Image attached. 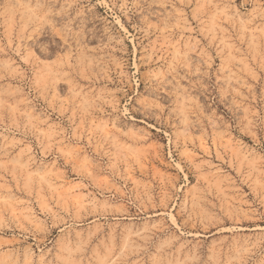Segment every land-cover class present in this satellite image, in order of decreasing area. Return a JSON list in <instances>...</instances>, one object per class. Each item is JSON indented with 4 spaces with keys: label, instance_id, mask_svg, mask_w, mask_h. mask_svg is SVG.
Returning <instances> with one entry per match:
<instances>
[{
    "label": "rangeland",
    "instance_id": "rangeland-1",
    "mask_svg": "<svg viewBox=\"0 0 264 264\" xmlns=\"http://www.w3.org/2000/svg\"><path fill=\"white\" fill-rule=\"evenodd\" d=\"M0 264H264V0H0Z\"/></svg>",
    "mask_w": 264,
    "mask_h": 264
}]
</instances>
